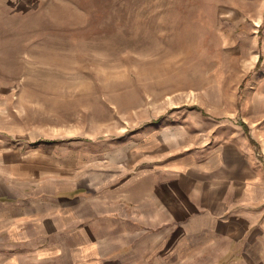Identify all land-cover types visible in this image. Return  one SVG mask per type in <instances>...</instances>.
<instances>
[{"label": "rangeland", "instance_id": "1", "mask_svg": "<svg viewBox=\"0 0 264 264\" xmlns=\"http://www.w3.org/2000/svg\"><path fill=\"white\" fill-rule=\"evenodd\" d=\"M263 38L264 0H0V130L99 175L235 137L263 160Z\"/></svg>", "mask_w": 264, "mask_h": 264}, {"label": "crops", "instance_id": "2", "mask_svg": "<svg viewBox=\"0 0 264 264\" xmlns=\"http://www.w3.org/2000/svg\"><path fill=\"white\" fill-rule=\"evenodd\" d=\"M257 56L264 81V38ZM235 138L99 175L0 130V264H264V159Z\"/></svg>", "mask_w": 264, "mask_h": 264}]
</instances>
